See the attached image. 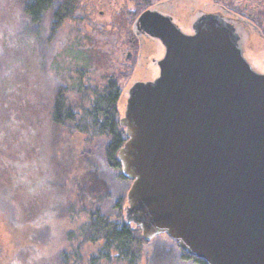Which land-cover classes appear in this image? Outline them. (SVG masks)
Instances as JSON below:
<instances>
[{
  "label": "water",
  "instance_id": "1",
  "mask_svg": "<svg viewBox=\"0 0 264 264\" xmlns=\"http://www.w3.org/2000/svg\"><path fill=\"white\" fill-rule=\"evenodd\" d=\"M171 3L133 23L155 48L120 95L124 221L205 264H264V50L224 5L192 6L185 22Z\"/></svg>",
  "mask_w": 264,
  "mask_h": 264
},
{
  "label": "rangeland",
  "instance_id": "2",
  "mask_svg": "<svg viewBox=\"0 0 264 264\" xmlns=\"http://www.w3.org/2000/svg\"><path fill=\"white\" fill-rule=\"evenodd\" d=\"M23 1L0 0V264H63L70 249L68 264H126L117 258L101 263L93 259L94 246L77 236L67 240L89 207L113 214V203L122 198L124 204L131 182L105 162L107 137L89 138L74 124L52 122L51 100L62 87L73 106L88 109L105 76H117L121 92L127 88L135 78L129 47L134 36L117 29L125 20L134 22L135 10L140 13L149 2L169 0H142L148 4L139 9L141 0H78L73 19L54 29L48 19L32 23ZM176 2L183 8H175V15L185 22L189 9L200 3L228 9L221 0H173L171 7ZM146 43L139 61L149 52ZM77 77L84 88L73 98L77 91L68 88ZM182 252L167 234H158L143 246L136 264H201Z\"/></svg>",
  "mask_w": 264,
  "mask_h": 264
},
{
  "label": "trees",
  "instance_id": "3",
  "mask_svg": "<svg viewBox=\"0 0 264 264\" xmlns=\"http://www.w3.org/2000/svg\"><path fill=\"white\" fill-rule=\"evenodd\" d=\"M221 1L227 5V1L229 0ZM77 2L78 0H24L22 6L24 13L32 23L39 25L48 19L51 28L54 29L59 27L66 19H73ZM143 4L146 6L148 1L138 2L137 9L142 8ZM99 54H101L103 60L107 63L109 57L107 58V55H104L101 51ZM99 54L96 53V56L101 58ZM85 59L87 60L86 56ZM116 77L114 75L111 77L105 76L101 89L96 91L93 94V98L88 101V109L73 106L71 96L69 97L62 87H58L52 96L50 116L54 124H74L75 127H79L80 130L78 132L80 134H85L89 138L107 137L104 143L105 162L110 168L117 171L120 178L127 179L121 173L120 163L117 159V151L123 144L125 135L118 123V101L121 90ZM80 79L79 77L71 79V85L68 90L77 91L73 98L80 95L79 92L82 91L83 86ZM86 117H89L90 120L84 126L82 121ZM88 127L91 129L87 130ZM82 155L83 151L78 154L77 159L83 158L81 157ZM81 161L82 159L78 162ZM86 169L84 168L83 170ZM122 207V198H118L113 203V214L97 206L89 207L84 219L79 222L75 231L67 233V240L71 239L72 236H77L81 243L94 246L96 248V255L93 259H100L101 263L117 258L121 263L136 264L140 259L143 246L148 243V240L142 237L138 228L132 227L124 221ZM74 250L78 252L77 248H74ZM72 252V249L65 251L63 254V264H68V259ZM182 257L184 259L193 258L186 252H182ZM193 259L201 264H205L200 259Z\"/></svg>",
  "mask_w": 264,
  "mask_h": 264
},
{
  "label": "flooded vegetation",
  "instance_id": "4",
  "mask_svg": "<svg viewBox=\"0 0 264 264\" xmlns=\"http://www.w3.org/2000/svg\"><path fill=\"white\" fill-rule=\"evenodd\" d=\"M226 7H228L229 16L235 18L240 23L247 47L258 52L264 50V0H240V2L237 3L234 2V0H229ZM134 13L133 15L136 17L139 15L138 10H135ZM135 16L132 18L134 21L136 18ZM122 23V26L120 25L121 27L117 30H120V32L126 30L131 33L134 31V22L125 20ZM132 36H134L133 33ZM144 41L147 42L145 45L150 47L149 52L144 56V58H146L149 54L154 52V44L143 37L140 38V41L135 36L129 39V47L132 48V59L134 62L131 73H134L137 64L140 63V49L143 48ZM141 73L146 74V76L150 75V70L146 69L145 62Z\"/></svg>",
  "mask_w": 264,
  "mask_h": 264
}]
</instances>
